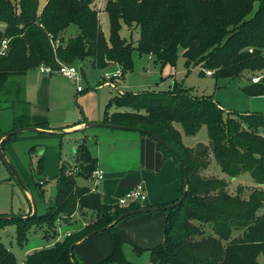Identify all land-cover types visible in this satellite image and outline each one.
<instances>
[{"label":"trees","instance_id":"16d2710c","mask_svg":"<svg viewBox=\"0 0 264 264\" xmlns=\"http://www.w3.org/2000/svg\"><path fill=\"white\" fill-rule=\"evenodd\" d=\"M93 2L47 0L40 8L39 0H0V24L5 25L0 28V41L9 39L7 52L0 55V104L8 103L14 111L12 130L23 126L52 129L47 122H31L30 103L25 98L24 77L42 62L54 69L60 62L87 60L95 69L117 63L123 77L132 71L134 47L120 34L122 22L140 28L138 52L153 55L163 65H175L181 51L187 69L200 66L201 75L211 70L215 79L251 78L264 70V0H107L109 42ZM72 24L79 31L64 42L63 32ZM56 40L60 43L54 47ZM243 90L250 96L263 95L264 78L246 84ZM17 105L22 106L19 112ZM114 106L129 110L109 114ZM105 115L104 122L158 134L174 152L157 141L160 149L181 167L183 162L187 170L188 183L184 179L181 192L186 190V197L166 210L165 239L150 249L148 264H264L259 259L264 258V189H254L244 197L243 186H239L231 194L225 179L202 174L213 154L228 176L249 171L257 183L264 184V112L231 111L226 117L212 96L193 95L175 80L169 91H125L112 97ZM175 122L182 124L187 135L197 134L206 125L210 143L186 146ZM57 129L64 127L53 130ZM14 136L3 138L1 148ZM75 162L80 167L75 176L67 174L64 161L60 164L57 194L45 214L0 219V229L16 224L17 242L24 245L34 226L45 227L54 237L58 219H68L78 208H87L96 213L95 220L53 246L28 254L25 264H79L74 252L78 243L109 225L106 230L113 235L114 248L97 264H133L125 258L124 240L116 227L119 221H114L142 204L110 205L100 193L77 184L78 176L89 178L97 167L86 141L78 145ZM205 223L212 225L213 235L204 234ZM240 229L242 235L233 237ZM0 264H19L15 253L2 242Z\"/></svg>","mask_w":264,"mask_h":264},{"label":"rangeland","instance_id":"374dc122","mask_svg":"<svg viewBox=\"0 0 264 264\" xmlns=\"http://www.w3.org/2000/svg\"><path fill=\"white\" fill-rule=\"evenodd\" d=\"M106 1L107 0H94L93 6L99 11L100 26L109 42L111 26L109 15L105 10ZM39 2L40 8H43L47 0H39ZM256 8L257 4L255 5V9ZM78 31L79 27L77 25H70L63 32V41L66 42L71 36L78 33ZM120 34L134 47V69L128 72L124 77L121 76L117 78V80H114L113 85L105 82L104 75L106 72L113 73L120 70L117 63H111L112 65L110 64L104 69H95L87 60L75 62L80 67L87 66L85 70L86 79L84 78L83 80L84 86L89 85V89L86 90V93H97L99 101L105 99L106 103L104 104H108L112 97L119 96V94L125 91L129 93L169 91L176 80L181 83L182 87L189 89L193 95L212 96L222 106L224 116L226 117L231 111L264 112V94L250 96L243 90L246 84L251 83V78H249L248 75L237 78L223 77L219 79H215L210 74L201 75V67L195 66L190 69L185 67V59L181 55V51L175 65H163L153 55L140 54L138 52L137 46L140 39L139 27H131L122 22ZM59 43L60 41L56 40L54 45L57 46ZM33 70H36V68ZM260 74H264V70L261 71ZM102 82L103 84L99 86ZM95 95L96 94H91V97H95ZM0 105V136H2L5 134H3V132L7 126H13L14 111L8 107V103H1ZM15 108L19 112L22 106L17 105ZM69 114V110L64 112L63 110L52 107L51 120H65V118H68ZM69 118H72V115H70ZM174 125L181 132L183 142L186 146L194 147L199 142L206 144L210 143L206 125H203L195 135L185 134L180 122H175ZM105 128L106 127H89L86 131L89 133L96 129ZM43 130L49 132L23 131L16 134L14 138L5 142L3 145L2 152L5 154V157L0 153L3 159L0 163V197L6 196L8 204L10 205L14 202V212H18V206L22 204V201H24L29 209L32 208L33 211V199L37 206L38 215L45 214L48 211L50 202L55 199L57 194V176L59 174L60 164L66 161L67 169L68 165H73L75 163L74 144L76 142H78V144L83 142L81 140L77 141L76 138L78 135L76 133H63L65 129H62L61 132H56L58 130L53 129ZM118 130L125 131L126 129ZM8 132L9 131L6 133ZM11 166L14 167L26 188L19 183ZM202 174L225 179L228 182V191L231 194L237 193V188L239 186H243L244 197H248L254 189H264V184L257 183L249 171H244L235 177L228 176L222 171L220 164L213 154L210 155V163L208 167L202 171ZM76 182L79 186H93V180L91 178L78 176ZM263 210L264 206L261 212ZM89 211L92 210L80 208L71 219H62L59 225L62 229V233L65 234L68 230L76 232V229L84 225L85 220L89 219L90 222L95 220L96 213L94 211ZM12 215L20 216L19 213H13ZM16 228V224H10L6 230L0 229V242L4 243L15 253L19 264H23L28 249L43 246L49 243V241H52L51 238H46L49 235L45 227L34 226L30 231L27 242L24 245H20L17 242ZM56 230H58L57 226ZM203 231L207 236L214 234L211 224L205 223ZM242 231V229L235 230L233 232V237L242 235ZM47 239H49V241ZM123 251H125V258L133 264H148L150 262L149 251H139L135 250V248H126L125 250L123 249ZM259 259L262 262L264 261L263 256H260ZM78 261L79 264H82L79 259Z\"/></svg>","mask_w":264,"mask_h":264},{"label":"crops","instance_id":"0c3cea01","mask_svg":"<svg viewBox=\"0 0 264 264\" xmlns=\"http://www.w3.org/2000/svg\"><path fill=\"white\" fill-rule=\"evenodd\" d=\"M0 27L3 29L5 25L0 24ZM88 62L90 63V61ZM86 68V65L81 67L82 76L79 84L83 86V80L86 79ZM24 79L25 98L30 103L31 122L33 124L47 122L52 129L64 127L63 133H76L77 141H86L91 155L97 160V167L105 171L104 179L97 185L93 182V186L89 187L102 195L104 203L116 205L120 197L125 196L139 183L144 184L147 195L146 200L141 202L142 207L163 206L180 198L184 181L182 167L172 156H167L160 149L157 140L152 136L140 131H121L107 127L89 133L86 131L89 128L85 126L86 121H105L107 106L104 104L106 103L105 99L99 101L97 93H86L89 85H85V90L79 92L77 84L73 81L58 74L42 73L37 68L29 70ZM101 84L103 82L99 86ZM91 94L96 95L91 97ZM52 107L64 112L69 110V116L72 115V118L68 116L61 121L51 120ZM126 110L129 109L114 106L109 110V114ZM84 117L86 120L82 122ZM13 127L14 123L13 126H7L3 134L11 131ZM56 132H61V130ZM4 135L0 136V139H3ZM79 144L78 142L74 144L75 152ZM64 162L66 163V161ZM14 207V202L11 205L8 204L6 196L0 197V213H19L21 216L32 213V208L29 209L24 201L19 204L18 212H14ZM167 215V211L143 212L128 215L120 220L116 227L124 240L123 249L135 248V250L149 251L150 253L151 248L162 243L165 239ZM8 227L2 229L6 230ZM83 228L84 225L76 229V232ZM76 232H72V234ZM46 238H51L52 241L47 239L49 243L28 249L25 259L33 251L53 246L65 237L58 239L57 231L54 237ZM113 248L114 238L111 231L103 230L81 240L74 252L82 264H97L109 256ZM25 259L23 264H25ZM59 264L72 263L63 261Z\"/></svg>","mask_w":264,"mask_h":264},{"label":"built area","instance_id":"2783aa9c","mask_svg":"<svg viewBox=\"0 0 264 264\" xmlns=\"http://www.w3.org/2000/svg\"><path fill=\"white\" fill-rule=\"evenodd\" d=\"M8 42L9 39L8 38H4L0 41V55H3L7 52L8 49ZM54 45V44H53ZM54 47H56L54 45ZM252 51V49H250ZM263 56H264V51H263ZM37 69L45 74H58L61 75L71 81H73L74 83L77 84V90L79 92H82L85 90V87L82 84H79V81L81 80V76H82V71H81V67L79 65H77L76 63H65V62H60L58 68L54 69L53 67H51L50 65L42 62ZM207 74H212L211 70L207 71ZM122 76V69L120 67V70H117L113 73H105L104 78H105V82L109 83L110 85H113V81L117 80V78ZM264 78V74H255L254 76L251 77V82L252 83H260L262 81V79ZM3 161L2 156L0 155V163ZM80 167L78 166V164L75 162L73 165L70 164L68 165V169H67V174L71 175V176H75L78 172H79ZM105 177V171L102 168L96 167L89 178H91L93 180V182L97 185L100 181H102ZM92 191H95L94 189H92ZM146 191H145V187L144 184L139 183L138 185H136L133 189H131V191H129L125 196H122L118 199L117 204L120 206H127L132 202H144L146 200ZM79 210V208H78ZM77 210V211H78ZM74 212L68 219H71L76 213ZM62 219L64 218H60L58 219L57 225H58V239H61L63 237L66 236H71L72 232L71 231H67L65 234L62 233V230L60 228V222L62 221ZM90 223V220L87 219L84 222V227L87 226Z\"/></svg>","mask_w":264,"mask_h":264},{"label":"water","instance_id":"95a60500","mask_svg":"<svg viewBox=\"0 0 264 264\" xmlns=\"http://www.w3.org/2000/svg\"><path fill=\"white\" fill-rule=\"evenodd\" d=\"M86 127H107V128H113V129H126V130H134V131H140L143 132L145 134H148L150 136H152L154 139H156L157 141H159L160 143H162L164 146H166L170 151L174 152L173 148L164 140L162 139L158 134L152 132L151 130L145 129V128H138V127H134V126H129V125H122V124H118V123H113V122H103V121H93V122H86L85 123ZM23 131H37V132H49L47 130H43V129H39L37 126H23V127H19L16 128L14 130L9 131L8 133H6L4 135L5 137L11 136V135H16L20 132ZM3 139H0V143ZM0 153L5 157V154L2 152V148L0 146ZM180 161L181 158L179 157ZM181 165L183 167V171H184V179H185V183H188V175H187V170L185 168V165L183 162H181ZM13 173L15 174V176L17 177V180L19 181V183L26 188V186L24 185L23 181L20 179V177L18 176L17 172L15 171L14 167L11 166ZM186 190L183 192V194L180 196V198L176 201L173 202L169 205L166 206H158V207H141L139 209H135L129 212H126L122 215H120L115 221L114 223H117L118 221L122 220L123 218H125L128 215L131 214H138V213H143V212H155V211H166V210H170L172 208H174L175 206L179 205L183 199L186 197ZM33 204H34V209L32 211V213L28 216H18V215H9V216H0V219H29L32 218L34 216L37 215V206L35 203V200L33 199ZM110 227L106 226L104 228L98 229L96 231H94L92 234H96L98 232H101L103 230H106ZM74 264H77L76 262H74Z\"/></svg>","mask_w":264,"mask_h":264}]
</instances>
